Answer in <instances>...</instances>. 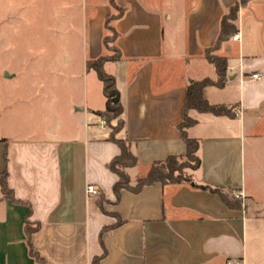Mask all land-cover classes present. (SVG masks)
Returning <instances> with one entry per match:
<instances>
[{
    "label": "crops",
    "instance_id": "0c3cea01",
    "mask_svg": "<svg viewBox=\"0 0 264 264\" xmlns=\"http://www.w3.org/2000/svg\"><path fill=\"white\" fill-rule=\"evenodd\" d=\"M62 1L41 14L55 23L58 47L72 48L59 55L54 81L76 85L82 96L58 106L64 124L40 126L38 135L20 140L0 138V176L6 172L14 199L0 188V264H36L26 244L27 219L38 227L31 243L45 264L95 258L100 264H264V202L255 212L245 205L253 198L247 180L261 170L264 154V0L240 6L238 41L234 34L212 53L227 59V83L203 90L209 104L234 107L236 116L188 112L196 123L186 134L200 142L192 182L123 190L119 198V177L109 165L121 149L111 139L114 125L100 116L108 98L88 63L105 56L106 47L120 54L103 68L123 108L115 139L126 141L137 160L125 169L134 187L154 163L185 156L180 125L187 86L216 79L206 52L241 0ZM11 18L22 21L15 11ZM109 34L116 37L106 45ZM89 185L98 193H89ZM221 194H242V209L227 207Z\"/></svg>",
    "mask_w": 264,
    "mask_h": 264
},
{
    "label": "rangeland",
    "instance_id": "374dc122",
    "mask_svg": "<svg viewBox=\"0 0 264 264\" xmlns=\"http://www.w3.org/2000/svg\"><path fill=\"white\" fill-rule=\"evenodd\" d=\"M43 1L46 3L41 4V0H0V138L20 140L32 133L38 135L40 126H45L48 131L55 124H64L67 117L64 114L58 116V106L69 107L82 96L76 85L66 84L62 78H58L60 83L54 81L61 68L58 66L59 55L72 48L58 47L55 23L52 19L44 21L41 16L55 11L59 4L55 0ZM66 6L62 5L63 8ZM13 11L20 13L22 21L11 18ZM18 23L23 24L15 28ZM108 36L113 38V35ZM114 50V47L107 49L105 55L114 57ZM6 73L11 78H7ZM88 85L91 86L90 81ZM53 97L58 100L54 101ZM107 98L114 102L117 97L110 92ZM111 123L115 130L121 128L120 119H112ZM259 157L261 170L247 180V189L253 198L246 200L245 205L251 212H255V205L264 202V154ZM179 166L180 177L190 179L194 160L181 161Z\"/></svg>",
    "mask_w": 264,
    "mask_h": 264
},
{
    "label": "trees",
    "instance_id": "16d2710c",
    "mask_svg": "<svg viewBox=\"0 0 264 264\" xmlns=\"http://www.w3.org/2000/svg\"><path fill=\"white\" fill-rule=\"evenodd\" d=\"M248 0H241V4H238L230 9L227 15L224 16L221 25L220 36L217 40V44L215 47L207 50L206 52V60L208 63L213 66L216 72V79L204 78L200 80H193L186 89V96L183 105V121L180 125V130L182 133L183 141L186 145V154L185 156H170L163 162L154 163L151 168L148 170L147 174L144 177L138 179L136 186H131L130 179L128 174L125 172V169L135 167L137 165V160L135 156L132 154L128 143L126 141L115 139V134L119 132L123 127V121L121 119L123 108L120 105L119 101H112L111 98L107 101V108L103 113H100V116L105 119L107 123H111L112 119H120L121 120V128L119 130H115L113 128L112 137L113 141H116L121 149V154L116 157L109 165V168L115 172L119 180L114 186V193L119 198L120 193L123 190L130 192H139L146 186H150L156 183H160L162 185H181V184H189L192 182L191 178L186 179L182 176L180 177V166L179 162L184 160L193 159L195 162V166L191 168V171L197 170L201 161L199 158V150H200V142L194 139H190L186 134V129L195 125L196 121L191 119L188 116V112L190 110H195L199 113H210L215 116H225L229 118H234L236 116L235 108L228 107L224 105L214 106L209 104V102L204 98L203 90L206 87L213 86L217 88H223L227 83L226 70H227V59L224 57L214 56L212 53L219 48V46L231 38L234 34L237 33L236 21L238 16V11L240 6L245 5ZM107 30L114 32V30L107 26ZM116 37V34H113V38L109 36L105 37V43L108 45L112 39ZM110 49L111 47H106ZM113 48V47H112ZM114 57L102 56L97 60L91 61L88 63L87 67L92 69L98 75L99 80L102 82L106 94L110 92H115V81L114 78L109 76L104 71V64L108 61H115L120 58L119 52L114 50ZM113 117V118H112ZM179 175H176V174ZM7 174L6 172L0 176V188L1 192L6 199H13V195L11 190L7 186ZM202 189L210 191L212 193H219L218 189H212L209 187H203ZM222 201L225 205L232 209H242V203L239 199L235 198L232 194H221ZM16 202V201H14ZM38 227L35 223H31L28 219L25 221V235H26V244L29 252V256L33 259L36 264L41 262V264H45L44 261L40 260L39 255L35 252V248L31 243V236L33 233L37 231ZM93 264H100V259L95 258L93 260Z\"/></svg>",
    "mask_w": 264,
    "mask_h": 264
},
{
    "label": "built area",
    "instance_id": "2783aa9c",
    "mask_svg": "<svg viewBox=\"0 0 264 264\" xmlns=\"http://www.w3.org/2000/svg\"><path fill=\"white\" fill-rule=\"evenodd\" d=\"M238 39H239V35H237V34L234 35L233 38H232L233 41H238ZM252 78L255 79V80H258V79L261 78V75H259V74L253 75ZM87 190L91 194H97L98 193V189L94 185H89ZM236 198L237 199H241V198H243V195L242 194L236 195Z\"/></svg>",
    "mask_w": 264,
    "mask_h": 264
},
{
    "label": "water",
    "instance_id": "95a60500",
    "mask_svg": "<svg viewBox=\"0 0 264 264\" xmlns=\"http://www.w3.org/2000/svg\"><path fill=\"white\" fill-rule=\"evenodd\" d=\"M6 77H7V78H9V77H10V76H9V74H7V73H6ZM116 101H118V99H117V98H116Z\"/></svg>",
    "mask_w": 264,
    "mask_h": 264
}]
</instances>
